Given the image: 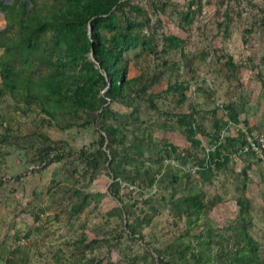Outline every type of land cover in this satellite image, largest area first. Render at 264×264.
<instances>
[{
  "label": "rangeland",
  "instance_id": "1",
  "mask_svg": "<svg viewBox=\"0 0 264 264\" xmlns=\"http://www.w3.org/2000/svg\"><path fill=\"white\" fill-rule=\"evenodd\" d=\"M94 1L0 0V264H264V0Z\"/></svg>",
  "mask_w": 264,
  "mask_h": 264
},
{
  "label": "trees",
  "instance_id": "2",
  "mask_svg": "<svg viewBox=\"0 0 264 264\" xmlns=\"http://www.w3.org/2000/svg\"><path fill=\"white\" fill-rule=\"evenodd\" d=\"M0 7L1 9H4L5 8V5L0 2ZM109 13V8H107L105 6L104 3L100 2L99 0H95L93 3H92V6H91V9H90V12L88 13V20L95 16L98 17V16H101V15H104V14H108ZM95 18H92L90 19V23L91 24H94L96 21ZM95 19V20H94ZM91 36H93V31H91ZM94 57H95V60L98 62V64L100 65L101 68L107 70L109 72V76L110 77H113V78H117L116 77V74H114L111 70V60H112V55L109 51H107L106 48L104 47H96L95 48V52H94ZM119 86L116 85V83H113V88H118ZM75 91V90H73ZM250 241H252V239L249 238ZM203 264H206V261L203 262Z\"/></svg>",
  "mask_w": 264,
  "mask_h": 264
},
{
  "label": "built area",
  "instance_id": "3",
  "mask_svg": "<svg viewBox=\"0 0 264 264\" xmlns=\"http://www.w3.org/2000/svg\"><path fill=\"white\" fill-rule=\"evenodd\" d=\"M247 142L244 144L243 151H255L257 153L264 152V134L258 133L253 136L247 135Z\"/></svg>",
  "mask_w": 264,
  "mask_h": 264
}]
</instances>
